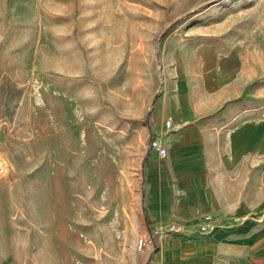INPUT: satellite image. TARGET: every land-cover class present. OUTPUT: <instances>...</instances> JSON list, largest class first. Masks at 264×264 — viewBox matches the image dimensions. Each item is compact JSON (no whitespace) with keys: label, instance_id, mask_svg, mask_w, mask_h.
Here are the masks:
<instances>
[{"label":"rangeland","instance_id":"374dc122","mask_svg":"<svg viewBox=\"0 0 264 264\" xmlns=\"http://www.w3.org/2000/svg\"><path fill=\"white\" fill-rule=\"evenodd\" d=\"M208 50L264 115V0H0V264H145L150 110Z\"/></svg>","mask_w":264,"mask_h":264},{"label":"crops","instance_id":"0c3cea01","mask_svg":"<svg viewBox=\"0 0 264 264\" xmlns=\"http://www.w3.org/2000/svg\"><path fill=\"white\" fill-rule=\"evenodd\" d=\"M203 56L212 63L203 68L199 55L196 86L175 55L172 92L150 110L140 170L145 264H264V115L232 103L245 90L233 53Z\"/></svg>","mask_w":264,"mask_h":264},{"label":"built area","instance_id":"2783aa9c","mask_svg":"<svg viewBox=\"0 0 264 264\" xmlns=\"http://www.w3.org/2000/svg\"><path fill=\"white\" fill-rule=\"evenodd\" d=\"M2 171H3V166H2V164L0 163V174H1Z\"/></svg>","mask_w":264,"mask_h":264}]
</instances>
